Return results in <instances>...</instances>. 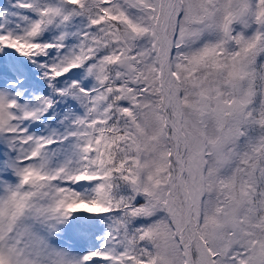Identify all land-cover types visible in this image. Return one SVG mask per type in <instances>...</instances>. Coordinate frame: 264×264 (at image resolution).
Here are the masks:
<instances>
[{"label": "snow or ice", "instance_id": "6c2138e0", "mask_svg": "<svg viewBox=\"0 0 264 264\" xmlns=\"http://www.w3.org/2000/svg\"><path fill=\"white\" fill-rule=\"evenodd\" d=\"M0 264H264V0H0Z\"/></svg>", "mask_w": 264, "mask_h": 264}]
</instances>
